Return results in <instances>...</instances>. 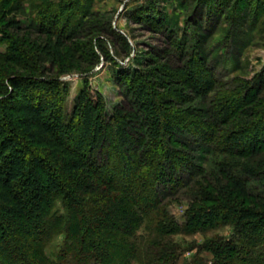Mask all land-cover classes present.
Listing matches in <instances>:
<instances>
[{"label": "trees", "instance_id": "obj_1", "mask_svg": "<svg viewBox=\"0 0 264 264\" xmlns=\"http://www.w3.org/2000/svg\"><path fill=\"white\" fill-rule=\"evenodd\" d=\"M7 2L0 1L1 23ZM17 26L10 21L7 30L0 28L8 44L0 56V264H52L44 248L61 232L63 218L67 243L59 261L178 264V246L168 238L231 223L243 244L208 243L215 256L211 264L249 263L257 243L264 246V196L250 194L238 170L256 181L264 173L237 158L264 152L259 89L242 81V87L219 93L210 120L203 111L180 107L191 96L209 97L217 87L213 73L195 56L185 67L160 62L150 81H136L142 117L125 108L109 117L102 96L87 89L67 118L57 93L60 77L87 73L83 63L90 70L99 54L82 56L78 44L52 37L34 50L30 41L8 33ZM50 33L59 34L57 29ZM47 54L58 59L59 75L47 76L42 57ZM186 132L224 156L218 167L225 184L196 183L192 192L207 205L187 212L181 228L163 204L159 186L168 178L167 167L176 174L187 163V155L172 147L180 146L176 136ZM170 182L181 181L171 176ZM238 198L249 206H239ZM57 201L63 202L64 216L51 215ZM143 227L147 237L140 234Z\"/></svg>", "mask_w": 264, "mask_h": 264}, {"label": "rangeland", "instance_id": "obj_2", "mask_svg": "<svg viewBox=\"0 0 264 264\" xmlns=\"http://www.w3.org/2000/svg\"><path fill=\"white\" fill-rule=\"evenodd\" d=\"M7 1L4 23L0 22V28L7 30L5 26L10 21L18 23L8 33L30 41L32 46L36 45L34 50L37 45L49 43L52 37L53 42L60 38L78 44L76 48L82 56L88 52L99 54V62L90 70L88 64L83 63L82 69H86L87 73L66 72L60 77L62 84L57 93L64 103L67 118H70L80 95L87 89L102 96L109 117L118 108L135 111L142 117L144 114L137 105L136 81H150V71L160 62L175 68L185 67L195 56H199L213 73L218 81L217 87L209 97L191 96L190 102L180 107L203 111L205 118L210 120V107L218 94L242 87V81L253 83V87L260 91L259 98L264 100V0ZM68 22L71 25L68 33H64ZM52 29H57L59 34L51 35ZM62 33L65 34L63 37ZM4 34L0 33V56L8 51L7 42H2ZM42 57L47 76L59 75L58 59L49 54ZM13 68L20 73L24 71L15 66ZM176 140L180 146L173 144L172 147L187 155V163L176 174L167 167L168 178L160 184L159 192L169 215L184 228L187 212L207 205L192 192L196 183L225 184L218 167L224 156L215 155L212 146L199 135L180 133ZM237 160L264 173V152ZM238 172L248 182L250 194L264 196V174L256 181L247 179L241 170ZM171 176L176 182L181 181L180 184L173 186ZM246 201L236 199L241 207L249 206ZM54 214L65 215L62 201L55 203L51 211V215ZM62 220L61 232L57 231L44 248L48 260L52 264H97L92 258L84 262L71 257L59 261L67 243L66 218ZM236 231V226L231 223L219 224L204 232L177 234L168 240L178 246V264H211L215 256L205 245L232 240L236 247L241 248L243 243ZM250 233L252 240L257 239L256 232ZM140 234L149 235L144 227ZM262 249L264 246L262 248L257 243L256 255L252 259L250 254L246 255L251 259L247 264H264ZM132 264L140 263L137 260Z\"/></svg>", "mask_w": 264, "mask_h": 264}]
</instances>
